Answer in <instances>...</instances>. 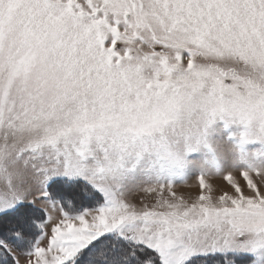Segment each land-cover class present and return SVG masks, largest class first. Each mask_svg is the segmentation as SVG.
Wrapping results in <instances>:
<instances>
[{
  "label": "snow or ice",
  "instance_id": "6c2138e0",
  "mask_svg": "<svg viewBox=\"0 0 264 264\" xmlns=\"http://www.w3.org/2000/svg\"><path fill=\"white\" fill-rule=\"evenodd\" d=\"M0 264H264V0H0Z\"/></svg>",
  "mask_w": 264,
  "mask_h": 264
},
{
  "label": "rangeland",
  "instance_id": "374dc122",
  "mask_svg": "<svg viewBox=\"0 0 264 264\" xmlns=\"http://www.w3.org/2000/svg\"><path fill=\"white\" fill-rule=\"evenodd\" d=\"M194 180H195V177H192V179L189 181V183L194 182ZM178 188H180L181 190H185L186 186H178Z\"/></svg>",
  "mask_w": 264,
  "mask_h": 264
}]
</instances>
